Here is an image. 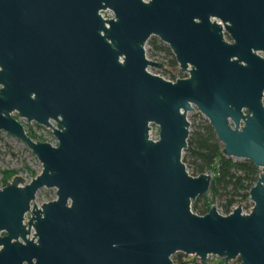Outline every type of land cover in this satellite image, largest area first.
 <instances>
[{
  "label": "water",
  "instance_id": "water-1",
  "mask_svg": "<svg viewBox=\"0 0 264 264\" xmlns=\"http://www.w3.org/2000/svg\"><path fill=\"white\" fill-rule=\"evenodd\" d=\"M151 33L186 74L149 67ZM263 91L264 0H0V128L40 161L0 180V264H264ZM194 107L257 167L248 210L191 208L211 178L181 158Z\"/></svg>",
  "mask_w": 264,
  "mask_h": 264
},
{
  "label": "trees",
  "instance_id": "trees-1",
  "mask_svg": "<svg viewBox=\"0 0 264 264\" xmlns=\"http://www.w3.org/2000/svg\"><path fill=\"white\" fill-rule=\"evenodd\" d=\"M145 43H147L146 51L149 56L159 55L165 63L162 69L172 71L173 69L169 68V65L175 66L176 60L166 42L162 41L156 34L151 33L146 38ZM198 112H191L190 115L193 118L195 113ZM28 133L32 137L34 136L31 131H28ZM186 138L182 160L188 159L191 162V171L200 169H208L210 171L211 178L208 186V190L211 193L210 198L218 192L219 188L229 193L223 202V207L228 210L234 199L233 193L240 192L242 196L248 195V187L256 177L257 167L246 157L235 158L232 155L225 154L222 151V143L216 138L212 126L205 116H202L200 120L193 121V126L188 130ZM13 171H15L14 168L5 170L1 176L2 180H6L7 176ZM200 195L202 193L197 194L190 201V206L193 210H206L211 203L210 199L207 198H203L201 203H197ZM171 257L174 263L176 262L175 264H240L239 256L228 260L217 256L213 263L208 259L202 262L195 255L180 251H174L171 253Z\"/></svg>",
  "mask_w": 264,
  "mask_h": 264
},
{
  "label": "rangeland",
  "instance_id": "rangeland-1",
  "mask_svg": "<svg viewBox=\"0 0 264 264\" xmlns=\"http://www.w3.org/2000/svg\"><path fill=\"white\" fill-rule=\"evenodd\" d=\"M147 43L144 44V47L146 49ZM158 53V52H157ZM165 58V57H164ZM164 63V62H162ZM155 70V67L149 66ZM169 68L176 71L178 68V65L176 63L175 66L169 65ZM161 72V70H158ZM183 74H186V72H183ZM264 99V91L263 96ZM196 112V111H195ZM12 113L24 124L25 128L28 131H31L34 134V138H43L46 140H49L51 142H55L54 135L50 132L49 127L46 125H43L41 123H38L34 121L33 119H25L23 116L17 115L16 111H12ZM191 113H186L187 118L191 121H189V129L193 126V121L200 120L202 116H204L201 112L195 113V115H190ZM51 122H53L52 119H50ZM188 129V130H189ZM184 154V150H181V158ZM235 158H241L238 156H234ZM186 162V168L188 171H191V162L188 159L184 160ZM40 166V161L37 159L35 154L31 151V149L25 144V142L20 139L18 136L0 128V180H2V174H4L5 170L14 168L15 170L22 173L23 180H27L31 175L32 172L36 171V169ZM14 172V171H13ZM12 172V173H13ZM7 176V179L10 178V176ZM6 179V180H7ZM54 186H45L41 185L37 187L34 194V201L36 203H39L42 200V197L46 194L50 193L54 190ZM241 191V190H240ZM229 193L224 192L220 188L218 189V192H216L211 197V193L207 189L205 192L202 193L197 199V203H201L203 198L210 199L209 201L213 203L214 200H216L220 205L223 206V202L225 201L226 196H228ZM233 201L230 204V207L235 205L239 200H241L243 210H248L251 199L248 195L242 196L241 193H233ZM194 199V198H193ZM25 216H27V212L24 213ZM218 255L214 253H209L207 255V259L213 263ZM176 263V262H175ZM21 264H26L24 261Z\"/></svg>",
  "mask_w": 264,
  "mask_h": 264
},
{
  "label": "built area",
  "instance_id": "built-area-1",
  "mask_svg": "<svg viewBox=\"0 0 264 264\" xmlns=\"http://www.w3.org/2000/svg\"><path fill=\"white\" fill-rule=\"evenodd\" d=\"M151 57V56H150ZM164 66H165V63H162ZM163 65L162 66H152V67H155L156 69H158V70H161V72L162 73H165V74H183V72H185V71H182V70H176V71H174V70H170V71H168V70H163L162 69V67H163ZM195 111H199L196 107H194L193 109H187L186 110V113H191V112H195ZM200 112V111H199ZM231 208V207H230ZM229 208V209H230ZM178 251V250H177ZM180 252H182V251H180ZM184 253V252H183Z\"/></svg>",
  "mask_w": 264,
  "mask_h": 264
},
{
  "label": "flooded vegetation",
  "instance_id": "flooded-vegetation-1",
  "mask_svg": "<svg viewBox=\"0 0 264 264\" xmlns=\"http://www.w3.org/2000/svg\"><path fill=\"white\" fill-rule=\"evenodd\" d=\"M183 71V70H182Z\"/></svg>",
  "mask_w": 264,
  "mask_h": 264
}]
</instances>
